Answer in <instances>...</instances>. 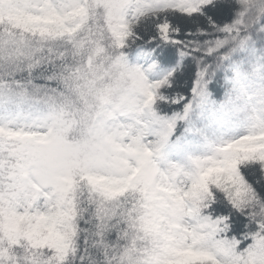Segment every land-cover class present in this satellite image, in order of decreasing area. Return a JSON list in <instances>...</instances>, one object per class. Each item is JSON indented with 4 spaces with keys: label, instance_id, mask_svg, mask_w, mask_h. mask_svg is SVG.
<instances>
[{
    "label": "snow or ice",
    "instance_id": "snow-or-ice-1",
    "mask_svg": "<svg viewBox=\"0 0 264 264\" xmlns=\"http://www.w3.org/2000/svg\"><path fill=\"white\" fill-rule=\"evenodd\" d=\"M0 264H264V0H0Z\"/></svg>",
    "mask_w": 264,
    "mask_h": 264
}]
</instances>
